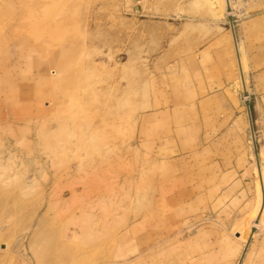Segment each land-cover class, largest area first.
Returning <instances> with one entry per match:
<instances>
[{
    "label": "rangeland",
    "instance_id": "374dc122",
    "mask_svg": "<svg viewBox=\"0 0 264 264\" xmlns=\"http://www.w3.org/2000/svg\"><path fill=\"white\" fill-rule=\"evenodd\" d=\"M263 12L0 0V264H264Z\"/></svg>",
    "mask_w": 264,
    "mask_h": 264
},
{
    "label": "crops",
    "instance_id": "0c3cea01",
    "mask_svg": "<svg viewBox=\"0 0 264 264\" xmlns=\"http://www.w3.org/2000/svg\"><path fill=\"white\" fill-rule=\"evenodd\" d=\"M262 16H264V12L261 14ZM261 15H259V16H261ZM258 16V17H259ZM228 19H229V22H228V24H229V27H230V29H228L227 27H220L221 28V32H220V34H219V36H210V39L209 40H206L204 43H206V44H208V45H206V46H204L203 48L201 47V48H198V50H197V52H196V54H197V57L198 58H205V57H209L210 56V54H211V56L213 57V58H215L217 55H219V54H221V53H224V51H226L225 50V47L226 46H228V47H230L231 49H229L228 51H226V52H229V53H231L232 55L233 54H235V57H237L238 56V53H237V49H236V42H237V44H238V48H239V55H240V52H241V47H240V43L238 42V40H237V38H236V35H235V32H234V30H233V28H234V23H233V19H232V17L230 16H228ZM183 25L182 24H180V27H182ZM182 39H183V37H181V35H180V41H181V43L183 42L182 41ZM224 50V51H223ZM223 51V52H222ZM242 54V53H241ZM241 56L242 55H240V60H241ZM217 58V57H216ZM239 58V57H238ZM238 69H240V68H238ZM242 69H243V67H242ZM241 71V70H240ZM182 93H183V91H181L180 90V101H181V98H182ZM246 104H247V106H248V102L246 101ZM183 106V104L180 102V108ZM181 119V118H180ZM251 121V120H250ZM180 123L182 124V122L180 121ZM182 126L180 125V139L181 138H183V136H182V128H181ZM230 173H231V171H230ZM259 174H260V177H261V181H263V173H262V171H259ZM181 179L183 180L184 179V177H181L180 176V181H181ZM188 186V185H187ZM191 186V185H190ZM194 187L195 186H191V188H193V189H191V192H190V195H189V197H188V199L189 200H187V201H185V200H182V203H185V202H187V203H189V204H193V206H196L198 203L197 202H199V200L201 199V197L199 196V194L197 195L196 193H193V191L192 190H194ZM195 192V191H194ZM193 194V195H192ZM245 195H247V194H245ZM241 197H242V195H240ZM232 198H233V196H231V198H230V203L232 202ZM237 198H239V197H236V199ZM181 202V201H180ZM196 209V207H194V209L193 210H195ZM260 221V220H259ZM261 225H260V223H259V225L256 227V229L258 228V227H260ZM256 234H257V231L255 230L254 231V233H251V230H250V232H248L247 233V239H245V241H244V244H243V246H244V248H243V250H244V256L242 257V260L240 261L241 262V264H242V261H243V259H244V257H245V255L248 253L247 252V248L251 245V243H252V240H253V238L256 236Z\"/></svg>",
    "mask_w": 264,
    "mask_h": 264
},
{
    "label": "bare ground",
    "instance_id": "6f19581e",
    "mask_svg": "<svg viewBox=\"0 0 264 264\" xmlns=\"http://www.w3.org/2000/svg\"><path fill=\"white\" fill-rule=\"evenodd\" d=\"M228 2L230 3V0H228ZM236 49H237V53H238V57H239V59H240V55H239V48H238V44H237V42H236ZM241 61V60H240ZM242 67H243V65H242V62L240 63V68L242 69ZM255 223L258 225V223H259V221L258 220H256L255 221ZM254 231H255V227H253L252 228V233H254ZM143 233V232H142ZM141 233V234H142ZM145 233V232H144ZM143 233V234H144ZM130 234V233H129ZM137 233L136 232H134V238L136 239L137 238ZM162 242V241H161ZM140 249V248H139ZM149 249V248H148ZM146 262V261H145ZM239 264H241V262L239 263Z\"/></svg>",
    "mask_w": 264,
    "mask_h": 264
}]
</instances>
